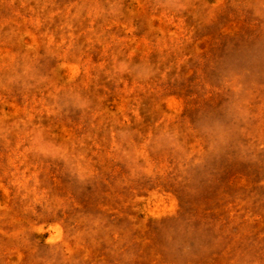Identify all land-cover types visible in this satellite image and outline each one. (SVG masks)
<instances>
[{
    "label": "rangeland",
    "instance_id": "374dc122",
    "mask_svg": "<svg viewBox=\"0 0 264 264\" xmlns=\"http://www.w3.org/2000/svg\"><path fill=\"white\" fill-rule=\"evenodd\" d=\"M0 264H264V0H0Z\"/></svg>",
    "mask_w": 264,
    "mask_h": 264
}]
</instances>
